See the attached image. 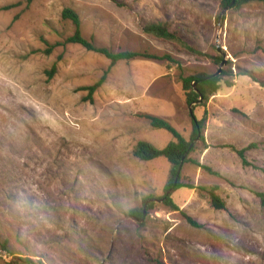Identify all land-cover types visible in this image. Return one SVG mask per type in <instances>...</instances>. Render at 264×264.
<instances>
[{"label": "rangeland", "instance_id": "rangeland-1", "mask_svg": "<svg viewBox=\"0 0 264 264\" xmlns=\"http://www.w3.org/2000/svg\"><path fill=\"white\" fill-rule=\"evenodd\" d=\"M117 1L124 6L0 0V264L14 256L33 264H264V209L254 194L264 192V4L230 9L218 24L221 0ZM64 8L78 14L82 35L97 46L160 58L118 62L89 95L85 87L110 62L64 42L74 29L61 18ZM153 22L198 53L144 33ZM222 59L220 90L187 104L181 77L214 74ZM191 113L206 118V145L196 142L190 158L220 176L189 162L180 181L217 186L226 210L182 187L172 211L160 199L168 161L132 156L140 140L161 149L172 139L143 114L189 139ZM226 145L247 148L250 165ZM149 195L153 208L138 227L127 212Z\"/></svg>", "mask_w": 264, "mask_h": 264}, {"label": "trees", "instance_id": "trees-1", "mask_svg": "<svg viewBox=\"0 0 264 264\" xmlns=\"http://www.w3.org/2000/svg\"><path fill=\"white\" fill-rule=\"evenodd\" d=\"M33 0H25L26 4H30ZM117 6H124L122 3H119L117 0H111ZM231 0H221L220 6L221 8L226 7L229 5ZM252 2H259L264 4V0H236L235 4L231 9L239 10L242 6L252 3ZM22 4L21 1L10 4L7 6L2 7L1 9L7 10L17 5ZM61 18L63 20H68L72 23L74 29L73 33L65 39L66 44H76L83 47L87 51L98 53L104 56L106 59L109 60V67L107 70L104 71L101 78L91 86L85 87L89 91V95H91L94 91H96L105 81L106 76L109 72V69L116 65L118 62H128L134 60L136 58L141 57H148V58H157L151 56L147 53H140L135 51H119L113 52L110 49L97 46L92 38H85L81 32V22L79 19L78 14L71 8H64L61 12ZM142 31L148 35L161 38L176 44H179L183 47H186L188 50L198 53L191 47H188L186 43L177 35L176 32L170 30L169 26L165 23L161 22H153L146 24ZM170 60L168 56H166ZM217 60H219L217 58ZM56 71V65L54 64L50 71H48L49 76L52 75ZM225 75V71L222 74L214 75V74H205V73H198L193 76H186L181 77V84L183 91L185 92L186 102L189 105L197 103L200 97H202L203 103L207 101L211 96L215 95L221 87L222 78ZM242 75H248L247 73H242ZM250 76V75H248ZM251 77V76H250ZM196 83V86L193 87V84ZM227 86H231L228 83ZM143 118H145L150 127L158 130H164L168 132L172 139L163 147L157 148L150 142L140 140L136 142L132 149V156L139 161L142 162H149L154 159L163 157L165 158L168 163L170 164L169 169V178L164 186V193L160 197L161 200L165 202V204L172 210L178 211L179 207L174 203L172 199V194L179 188L185 187L189 189H196L198 192H202L204 196L208 200V204L212 209L215 210H226V203L225 201L217 194V186L207 187H195L189 184H183L180 181V172L181 167L183 164L186 163H193L200 167L203 170L210 172L212 175L220 176L218 172L213 171L211 168L201 165L199 162L195 161L194 159L190 158V154L195 150L196 142H201L206 145L205 143V126H206V118L203 116L200 119H197L195 115L191 114V123H192V131L189 136V139L184 138L167 120L150 115V114H143ZM227 148L231 149L241 160L243 166L250 165L247 158H246V151L247 148H236L233 145H226ZM261 173L264 175V165L260 168ZM177 178V179H176ZM176 180L174 188H172L174 181ZM255 196H257L260 200L261 206L264 209V192H254ZM145 206V208H144ZM153 208V199L152 196H147L142 199V207H134L131 208L127 214L130 218L137 222V226L141 227L145 225V219L143 215V211H148ZM187 222L194 227H199L200 225L193 220L191 217L184 215ZM5 243L2 244V248L7 250L5 244L8 243L7 240L4 241ZM28 263L33 264V261L29 258H21L14 256V263L13 264H22Z\"/></svg>", "mask_w": 264, "mask_h": 264}, {"label": "water", "instance_id": "water-1", "mask_svg": "<svg viewBox=\"0 0 264 264\" xmlns=\"http://www.w3.org/2000/svg\"><path fill=\"white\" fill-rule=\"evenodd\" d=\"M235 1H236V0H231V2L229 3V5H227L226 7H224V8L222 9L220 15L218 16V24L220 23V20H221V18L223 17V15H224L228 10H230V9L233 7V5L235 4ZM217 49H218L217 51L219 52V51H220V50H219L220 48L217 47ZM225 64H226V60H225V59H222V61H221V63H220V67H219L218 71H217L216 73H214V75H219V74L221 73V71H222V67H223ZM195 86H196V83L193 84V87H195ZM201 100H202V97L199 98V100L197 101V103H199ZM191 114H192V113H191ZM176 179H177V178H176ZM175 183H176V180L174 181V184H173L172 188H174ZM144 208H145V206H144ZM144 214H145V211H143V215H144ZM22 264H28V263H22Z\"/></svg>", "mask_w": 264, "mask_h": 264}]
</instances>
